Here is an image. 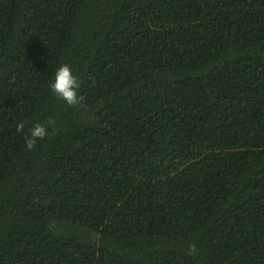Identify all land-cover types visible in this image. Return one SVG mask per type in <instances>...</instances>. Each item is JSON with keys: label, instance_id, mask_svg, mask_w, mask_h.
<instances>
[{"label": "trees", "instance_id": "1", "mask_svg": "<svg viewBox=\"0 0 264 264\" xmlns=\"http://www.w3.org/2000/svg\"><path fill=\"white\" fill-rule=\"evenodd\" d=\"M0 264H264V0H0Z\"/></svg>", "mask_w": 264, "mask_h": 264}, {"label": "clouds", "instance_id": "2", "mask_svg": "<svg viewBox=\"0 0 264 264\" xmlns=\"http://www.w3.org/2000/svg\"><path fill=\"white\" fill-rule=\"evenodd\" d=\"M49 87L52 93L67 106L74 107L80 103L78 95L80 81L69 65L61 64L55 69ZM50 124L51 121L47 124L41 122L31 124L26 136L27 149L31 150L38 140L48 135ZM16 127L17 131H23L25 123H18Z\"/></svg>", "mask_w": 264, "mask_h": 264}]
</instances>
